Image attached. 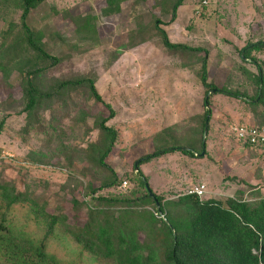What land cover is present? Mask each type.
Segmentation results:
<instances>
[{
  "label": "rangeland",
  "instance_id": "1",
  "mask_svg": "<svg viewBox=\"0 0 264 264\" xmlns=\"http://www.w3.org/2000/svg\"><path fill=\"white\" fill-rule=\"evenodd\" d=\"M175 1L123 0L118 13L105 16V0H47L27 19L32 29L42 33L45 49L61 60L40 79L41 87L47 88L56 80L89 76L103 100L116 111L109 124L118 130L119 139L107 162L122 182L114 192L102 190L98 195L137 190L135 181L126 176L131 175L138 158L153 151L152 142L157 143L162 134L181 138L195 131L191 146L199 148L202 104L210 89L199 84V58L173 55L164 45L161 31L171 43L208 51V83L245 90L249 97L255 95L257 86L239 68L242 65L255 73L257 69L242 61L240 49L248 39L264 38V0H184L172 18ZM86 14L95 16L96 33L82 40L72 18ZM19 18L20 10H0V46L8 24ZM254 57L264 78V52ZM18 76L16 71L7 79L0 74V103L8 97L13 100L9 106L0 107V123L4 122L0 130V173L47 201L49 213L59 209L70 224H81L84 209L74 212L70 200L87 201V184L98 185L101 176L78 155L89 143L99 140L94 121L107 117L108 112L80 89L65 106L54 103L40 113L42 127L46 129L51 120L60 137L52 135L50 129L42 133L36 127L24 133L27 118ZM209 110L207 156L190 159L174 154L143 164L140 169L150 179L152 190L166 195V199L198 185H205L202 199L224 200L236 191L244 197L258 192L264 195V163L259 170L257 157L235 142L231 130L238 123L257 118L242 101L219 93L209 95ZM257 111L264 113L261 106ZM12 213L18 226L42 234L27 220L25 208L15 206ZM47 248L60 264H96L62 236L51 240Z\"/></svg>",
  "mask_w": 264,
  "mask_h": 264
},
{
  "label": "trees",
  "instance_id": "2",
  "mask_svg": "<svg viewBox=\"0 0 264 264\" xmlns=\"http://www.w3.org/2000/svg\"><path fill=\"white\" fill-rule=\"evenodd\" d=\"M46 1L0 0V10H20L19 21L10 22L3 34L0 74L4 79L9 78L11 71L19 75L22 110L27 118L24 133L36 127L42 133L50 129L52 135L60 137L51 125V120L47 122L46 129L42 127L44 119L40 113L51 109L54 103L65 106L66 100L72 101L73 95L80 89L85 90L90 100L105 107L108 116H100L94 121L99 140L89 143L78 155L101 177L98 185L92 182L87 184V201L71 198V209L76 213L84 209V220L81 224H70L64 212L58 209L49 213L47 201L37 197L28 187L21 189L0 173V264H60L47 248L57 236L69 240L96 264H264V195L258 192L244 197L241 191H236L233 196L222 200L213 197L201 199L185 192L166 199V195L152 190L150 179L140 169L143 164L167 155L180 154L190 159L207 156L208 141L206 138L203 144L202 138L206 117L208 114L210 116L209 97L206 99V95L212 90L213 94L219 93L242 101L257 118V121L247 124L264 128V113L257 111L260 106L264 110V88H259V85L264 84L263 69L254 57L255 53L264 52V38L257 41L248 39L240 49L242 61L249 62L257 69L255 73L242 65L239 68L251 84L257 86L255 95L249 97L245 90L218 88L208 83V51L203 47L171 43L161 31L163 43L173 55L199 58V84L202 88L210 89L206 90L202 104L204 111L199 128V148L191 146L196 138L195 131L177 139L170 134H162L157 143L152 142L153 151L138 158L133 163L131 175L126 176L135 181L137 190L128 194L103 196L98 195V192H114L122 182L107 162L119 139L118 130L109 124L116 117V111L103 100L96 90L95 80L89 76L56 80L47 88L41 87L40 79L61 61L45 49L42 33L27 23L30 12ZM121 1L105 0L103 15L118 13ZM183 1L176 0L172 4V18ZM94 20L95 16L91 14L72 18L75 30L83 35L82 40L96 33ZM8 99L0 103V107L13 103L12 99ZM3 123L1 121L0 130ZM234 140L241 148L254 153L261 170L264 151L260 152L258 147L251 149L235 137ZM202 152L204 155L200 156ZM137 161L139 163L135 168ZM225 178L228 179V176ZM229 179L232 180L231 177ZM15 206L27 210V220L42 231L41 235L29 233L23 225L18 226L14 222L12 211ZM154 212L163 218L156 217Z\"/></svg>",
  "mask_w": 264,
  "mask_h": 264
},
{
  "label": "built area",
  "instance_id": "3",
  "mask_svg": "<svg viewBox=\"0 0 264 264\" xmlns=\"http://www.w3.org/2000/svg\"><path fill=\"white\" fill-rule=\"evenodd\" d=\"M231 130L237 141L249 145L251 149L258 147L260 152L264 151V128L249 124H236ZM123 186H126V182H123ZM186 193L188 195H196L202 199L205 194V185L194 186L188 189ZM154 215L158 218H163L159 213L154 212Z\"/></svg>",
  "mask_w": 264,
  "mask_h": 264
},
{
  "label": "water",
  "instance_id": "4",
  "mask_svg": "<svg viewBox=\"0 0 264 264\" xmlns=\"http://www.w3.org/2000/svg\"><path fill=\"white\" fill-rule=\"evenodd\" d=\"M212 93H214V90L210 91V92L206 95V99H207V98L209 97V95L212 94ZM205 105H206V107H207V103H206ZM209 118H210V116H209V114H208L207 117H206V121H205L204 129H203V138H202L203 144H204L205 141H206V136H207L208 121H209ZM182 150H187V149H183V148H182ZM203 155H204V152H202V153L200 154V156H203ZM138 163H139V161H137V162L135 163V168H137ZM148 192H149V195L152 196V193H151L150 191H148ZM157 209H159L158 206H157Z\"/></svg>",
  "mask_w": 264,
  "mask_h": 264
}]
</instances>
